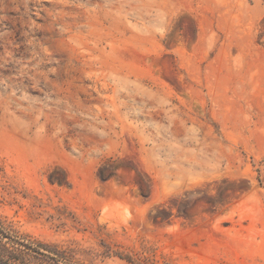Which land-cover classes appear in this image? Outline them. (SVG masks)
<instances>
[{
  "label": "rangeland",
  "instance_id": "obj_1",
  "mask_svg": "<svg viewBox=\"0 0 264 264\" xmlns=\"http://www.w3.org/2000/svg\"><path fill=\"white\" fill-rule=\"evenodd\" d=\"M191 221L264 249V0H0L2 242L184 264Z\"/></svg>",
  "mask_w": 264,
  "mask_h": 264
},
{
  "label": "crops",
  "instance_id": "obj_2",
  "mask_svg": "<svg viewBox=\"0 0 264 264\" xmlns=\"http://www.w3.org/2000/svg\"><path fill=\"white\" fill-rule=\"evenodd\" d=\"M239 225V226H238ZM191 221L178 228L184 264H264L259 231L249 223Z\"/></svg>",
  "mask_w": 264,
  "mask_h": 264
},
{
  "label": "trees",
  "instance_id": "obj_3",
  "mask_svg": "<svg viewBox=\"0 0 264 264\" xmlns=\"http://www.w3.org/2000/svg\"><path fill=\"white\" fill-rule=\"evenodd\" d=\"M56 253L61 254L59 253V251H56ZM19 255L20 252L11 249L0 239V261L5 262L7 264H23L24 259H20ZM58 257H60V255H58ZM57 260L58 259H55L53 263L48 262V264H60Z\"/></svg>",
  "mask_w": 264,
  "mask_h": 264
}]
</instances>
